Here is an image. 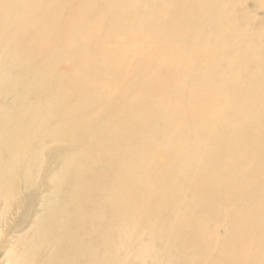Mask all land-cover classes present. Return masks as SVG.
Here are the masks:
<instances>
[{"label": "rangeland", "instance_id": "rangeland-1", "mask_svg": "<svg viewBox=\"0 0 264 264\" xmlns=\"http://www.w3.org/2000/svg\"><path fill=\"white\" fill-rule=\"evenodd\" d=\"M15 1L17 2V0H0V114L2 113L0 126L2 125L1 129L8 126L17 129L20 120L17 121L15 117L17 114L20 117L19 113L22 112V106L17 103H20L19 98L22 97L25 88H27L26 94L28 98L30 97L29 102L32 108H36L37 110H35L38 112L32 110L31 118L32 115L39 114L43 120L40 125H33L30 120L21 119L27 125L30 123L29 130L31 129V131L22 135L21 139H17L20 145H17L16 141L14 142L15 149H13L12 154L5 151L6 146L11 144L9 137H6V141L4 140L5 147L0 146V149L3 150V152L0 151V187H3L5 183L6 187L14 189L15 195L14 199L10 200V204L7 203V205L4 197L0 196V216L3 214L0 217V264H8L5 257L6 251L14 244L17 233L22 231V228H28L29 224L40 215L39 213H44L52 208L53 202L56 200L60 202L59 205L63 204L69 208V202L64 204L63 197L66 196L64 192H79V200L82 205L91 207L92 210L102 209L101 214L107 218H110L112 211L105 199L107 195L116 202L127 195L130 197V202L133 203V195L139 191V187L129 183L128 177L131 167L137 165L138 149H134L135 147L147 146L149 140H153L155 146H161L162 151L165 150L166 146H174L179 141L190 140L196 143H204L205 140L202 137L195 136L198 133L196 132L198 129L196 121L177 124L180 131L178 137L182 136L185 140L172 136L164 121L168 107L174 108L180 101H185L188 98L195 99V96L213 95L215 99L212 98L208 108L220 111L221 118H224L223 125L226 126L227 124L222 133L223 137L226 139L233 137L231 144L235 141L238 144L241 134L233 131V126L228 123L233 119L241 121L243 119L241 111H246L247 114L251 110L254 114L253 111L258 108V105L264 103V10H262L264 9V0H125L127 4L125 3L123 8L128 9L129 15L120 18L121 28L118 32L116 24H110L107 18L101 19L100 22L96 21L98 23L97 31L101 33V36L105 35L102 30L103 26L110 29V35L103 37L107 39L104 40L103 46L108 50L111 58L113 56L115 58L121 47L123 51L127 52V55L121 59L120 67H115L113 63L105 65L95 53L89 58L93 68L85 76L79 77V74L75 73L74 70L75 63L88 52V44L92 39L84 34L86 32L83 29L77 30V34L70 35L72 30L77 27L72 24L50 33L54 40L57 36H64V41L61 40V43L68 49V54L56 59V63L60 67L67 68V77H63L57 72L45 77L44 67L41 64V72L23 75L19 78L20 80L17 73L33 70L36 67L37 58L32 55L28 59L30 63L24 64V66L23 64L22 66H15L14 64L17 63V59L12 48L8 46V36L20 33L21 28L16 24L8 30L2 28L14 12L12 6ZM97 1L80 0L71 4V7L62 2L60 9L57 7L58 5L53 9L57 10L56 12H62L65 18L77 20L78 16L81 17L83 4H89L90 9L85 7L89 11L88 14L86 17L83 16L88 21L91 11L97 8ZM107 1L109 4L112 3L110 6L113 7L109 11H116L125 2ZM107 1L105 0V2ZM204 2L208 3L209 8L203 6L199 10L195 6ZM45 5L44 3L41 8H46ZM116 5L119 6L115 7ZM132 5L134 6L130 9ZM220 6L222 7L219 12L217 8ZM40 16L41 20L44 21L45 18ZM215 16L223 25V31L213 32L212 37H210L211 44L203 47L202 41L198 38L206 33L211 25H214ZM83 17L80 23L78 22L79 24L76 23V25L81 24L84 27L87 24ZM47 25L42 28L50 31L47 28L49 24ZM73 25L74 28H72ZM185 27H190V30L185 29ZM185 32L188 35H194L197 41L192 40L182 45L180 39L184 37ZM254 46L257 47L256 50H253ZM173 51H186L187 56L182 62L188 61L191 64L185 67L184 63L181 62L176 65L175 69L163 67V63L169 62L171 64L173 61V54H171ZM188 51L191 52L189 55ZM201 53H204L202 59H200ZM217 59L218 61L233 60V66H222L215 72L209 71L211 70L210 66L216 63ZM199 62L202 63L198 64ZM227 68H231L235 74L230 71L233 75L228 77ZM184 69L187 71V75L190 74L189 76L181 75ZM13 77L16 78L18 84H15V88L10 90L7 83ZM21 82H23V86L20 84ZM143 83L149 85L145 90ZM254 83L256 87L253 85ZM28 84L31 85L29 88L27 87ZM233 85H235L234 90L231 88ZM240 86H243L242 89ZM19 87H24V89ZM28 89L37 93L30 91V94ZM223 91H231L233 94H221ZM9 92L10 94H8ZM110 92H115L116 96L110 95ZM219 95H224L223 103L218 101ZM121 96L123 98H120ZM36 99L40 103L38 104L39 107L34 106L33 101H37ZM135 99H141V104L135 105ZM16 105L20 107L18 108ZM16 110L19 112L16 113ZM7 112L13 113L16 120L13 118L11 121L16 122H5L3 116ZM186 113V111L180 110L179 114L175 115V122L184 120L183 114ZM138 118L145 119L144 126H139V122L136 121ZM260 121L264 123V114L260 117ZM119 122L120 124L117 125ZM157 123H159L158 127ZM251 130L255 134L259 133L258 126H252ZM209 134L210 132H207V136ZM210 137L213 140L207 142L208 149L206 151L209 152L215 143L212 133ZM31 143H33L32 146ZM252 143L264 147V138L258 135ZM251 149V145L239 144V146L228 147V151L225 150L221 154H230L234 161L228 163L230 167H234L238 153L239 155L243 153L248 155L251 153ZM127 154L132 158V166L125 158ZM251 155L252 161L257 160V164L264 163L259 161L261 159L260 153ZM170 159L172 161L171 156ZM82 161H85L90 167L83 170ZM144 164L146 165L145 171H151L155 167L154 160L153 162L147 160ZM174 165L176 169L170 170L168 173L164 172V179L162 180L180 187L182 179L179 178V172L183 170L184 166L179 161L174 162ZM3 166L4 168H2ZM159 166L164 171L165 167L161 164ZM221 167H226L225 162L222 163ZM13 168L16 170L11 172ZM247 168L248 165L245 169ZM186 176H190V174L186 173ZM147 178L150 182L151 176L149 175ZM224 179L222 185L219 186L224 187V189L219 188L213 191L199 189L208 198L214 196L217 198L209 205L192 206V214L189 213L191 222H187L189 225L185 227V230H181L180 235L177 233L176 236L172 235L178 245L170 244L165 249L164 243L156 236V240L153 242L155 250L152 252L153 254L158 252L160 256L156 264H166L168 260H171L173 264H226V262L222 263L223 255L227 261L230 259L228 258L230 254L236 256L238 260H240L239 257H242L241 264H264V173L257 176V188H253L256 189L253 195L242 197V199L239 198L244 191L242 187H248L250 178L247 177L246 180H249L244 185L240 183L235 195L228 193L226 184L229 185V182ZM117 182L122 185L124 183L129 184L120 188V191L113 192V187L119 185ZM149 187L151 188L149 191H153L154 187H151L150 184ZM111 192H113V196L110 195ZM188 198L190 199L189 195ZM148 201L154 210L156 201L154 199ZM4 208L7 209L6 212H2ZM184 209L185 206L179 205L177 202L174 205H168L164 210H154L152 213L142 214L140 221L143 223L147 221L149 226L152 224V227H144L143 229L141 226H134L133 236L129 239L130 252L134 254L135 250L138 251L137 246L147 243L152 230L159 228L158 224L154 222L155 219L152 218H158V221L160 219L163 222V227L167 223L170 224V220L180 223L182 220L181 212ZM118 211L122 214V209H118ZM246 220H252L254 223L248 225ZM102 223L100 222V225ZM122 237L120 234H113L112 243L115 245L114 248L119 250L121 255H124L120 245V242L123 241ZM161 250L167 251L164 256H161ZM123 262L124 264H138V261L133 257ZM232 263L240 264L230 259L228 264Z\"/></svg>", "mask_w": 264, "mask_h": 264}, {"label": "bare ground", "instance_id": "bare-ground-1", "mask_svg": "<svg viewBox=\"0 0 264 264\" xmlns=\"http://www.w3.org/2000/svg\"><path fill=\"white\" fill-rule=\"evenodd\" d=\"M48 1L49 2H47L46 0H17V2L15 1V3L12 6V8L14 9V12L11 14V16L9 18L10 20L3 24V28H2L3 30H6V29L8 30V28H10L11 26H13L15 24L21 28V32L19 31L20 33H15V34L8 36V38H9L8 46H10L12 48L14 54L16 55V59H17V63L14 61L15 66H22V64L24 66V64H29L30 61L28 59L31 58L32 55H35L37 58V60L35 61L36 67L33 70H24V71H21L18 73L16 72L17 75H19L18 79L21 78V76H23V75L37 74V73L41 72V66H40L41 64L44 67L43 71H44L45 77H48L53 72H57V73L61 74L63 77H67V74H68L67 68L66 67H60L56 63V59H58L60 57H64L68 54V52H67L68 49L66 47H64V45L61 43V40H63L64 36L63 35L57 36L54 40L51 38L50 33H52L51 31H54L58 28H66L67 26L72 25V24H75V26H77V27L74 28V25L72 26V28H74V29L72 30L70 35L77 34L78 33L77 30L83 29L86 32L84 34H86L90 39H92L88 44V52L84 56H82V59H80L77 63H75L74 70H75V73L79 74V77L85 76V74L93 68L92 64H90L89 58L95 53H97V55L99 56V59L105 65L113 63L115 67H120L121 59L123 56L127 55V52L123 51V49L121 47V49L119 50V53L115 56V58H114V56L111 58V56L108 54V50L105 49L103 46L104 40H107L103 37L106 35L107 36L110 35V29L107 26H103L102 30H103L105 35L101 36V33H99L97 31V24L98 23L96 21L100 22L101 19L107 18L110 21V24H112V23L116 24V30L118 32V30L121 28V25L119 24L120 18L122 16L129 15L128 9L123 8V6L126 3L125 0H118V1H125V2H123L122 6L119 7L116 11L115 10L109 11L110 8H113L110 6V5H112V3L109 4L107 0H106L107 2H105V0H102V1L98 0L97 1V3H98L97 8L95 10L91 11L88 21L83 16L86 17V14H88V12H89V11H87V9L91 8V6L89 4H87V5L83 4V7L81 9V15H80L81 17L80 18L78 16L77 20H74V18H73V20H71L69 18H65L63 16L62 12H56L57 10L55 11L53 8H55L56 5H58L57 7H59V9H60V6H62L61 5L62 2L67 4V6L70 5V7H71V4L77 3L80 0H48ZM44 3L46 4L45 5L46 8L44 7L45 9L43 8L44 9L43 10L41 7L44 5ZM233 3H234V1H233ZM74 5H76V4H74ZM118 6L119 5H116L115 7H118ZM133 6L134 5H132L130 7V9H132ZM195 6L200 10L201 7H203V6L208 7V3L204 2L201 4L195 5ZM188 7H190V6H188ZM221 7L222 6L217 8V11L220 12ZM67 8H69V7H67ZM52 9L56 13H54L52 11ZM262 10H264V9H262ZM130 14L132 15V13H130ZM40 15H42V17L45 18L44 21L41 20ZM74 15H72V16H74ZM236 16H238V15H236ZM82 17H83V19H85L84 22L87 21V24H85L84 27L81 26V24L79 26L76 25V23H78V22L80 23ZM232 17H234V15ZM122 21H124V20H122ZM213 23H214V25L213 26L211 25V27L208 28L207 32L200 35L198 38L202 41L201 44L203 47H207L208 45L211 44L210 43V37H212L211 34L213 32L217 31L219 33L221 31H223V28H222L223 25L217 20L216 16L214 18ZM47 24H49V27H47V28L50 29V31L42 28L43 26H45ZM101 24L104 25L105 23H101ZM232 26H233V24H232ZM185 29L190 30V27H185ZM235 29H236V27H235ZM251 30H253V29H251ZM167 31H168V29H167ZM119 32H121V31H119ZM230 33H232V32H230ZM186 34L187 33L185 32L184 37L180 39V41L182 42V45H184L187 42H190L192 40L197 41V39L195 38L194 35H188V34L186 35ZM227 37H229V36H227ZM6 38H7V36H6ZM263 38H264V36H263ZM223 41H224V39L222 37V42ZM215 43H216V41H215ZM212 44H213V42H212ZM179 47H180V45H179ZM214 47H216V46H214ZM260 47H258V48H260ZM256 48L257 47L254 46L253 50H256ZM247 49L249 50V47ZM190 53L191 52L188 51V55ZM55 54H57V55H55ZM171 54H173V58H172L173 61L171 62V64H169V62H165L162 64L163 67L165 66L168 69H175L176 65L181 63L182 61H184L185 57L187 56L186 51H173V52H171ZM203 54L204 53H201L200 59H202ZM51 58L53 59V61ZM216 61H217L216 63H213L210 66L211 70H209V71L215 72L217 69H219V67H222V66H233V62H234L233 60L218 61V59ZM182 63H184V62H182ZM201 63L202 62H199L198 64H201ZM189 64H191V63L186 61L183 65L185 67H187V66H189ZM11 67H13V66H11ZM180 69H181V67H180ZM140 70H141V68H140ZM226 70H227L226 73L229 72L228 77L235 74V71H232L231 68H227ZM230 71H232L233 74ZM186 72L187 71L184 69L183 72H181V75H184V77L189 76L190 74L187 75ZM3 74H4V71H3ZM11 79L9 80V82L7 81L8 82L7 87L10 90L15 88V86H16L15 84H18V81L16 80L15 77H13L12 80ZM23 80H24V78H23ZM252 82H254V81H252ZM22 83L23 82H21L20 84L22 85ZM35 83H34V85H35ZM39 84H40V81H39ZM142 85L144 87L143 88L144 90L147 87H149L148 83H143ZM253 85L255 86L256 84L254 83ZM30 86L28 84L27 87L29 88ZM2 87H4V86H2ZM242 87L243 86H240V89H242ZM255 87H253V88H255ZM22 88L24 89V87H22ZM22 88H20V89H22ZM32 88H33V86H32ZM35 88H34V90H35ZM231 88L234 90L235 85H233ZM26 89L27 88L24 89V92L21 91V92H23L22 97H20V98L18 97L20 99V101L18 100L20 103H17V104L18 105L20 104L22 106L21 107L22 112L20 111L21 113H19L20 117L18 114H17V117H15L17 119V121L20 120L17 129H14V128L12 129L8 125H6L8 127L4 126L5 128L1 129L2 125L0 126V129L3 131V133H2V131L0 130L1 131L0 133H2V134H0V146L5 145L6 137H9L11 140L10 141L11 144H8V145L6 144L7 146H6V150H5V151H8L9 154H12V152L14 151L13 149H15L14 142L16 141V144L18 143L17 145H20V143L17 142L18 141L17 139L18 138L21 139L22 135L28 133V131H31V129L29 130L30 123H29V125H27L26 122L24 121L25 122L24 123L21 119L30 120L33 125H40V123L43 120L42 116H40L39 114H35V112L38 113L36 111L37 109L35 108L36 109L35 110L32 108V106L29 102L30 97L28 98L27 94H26ZM16 90H17V88H16ZM34 90L31 89L30 91L34 93L35 92ZM27 91H29V89ZM30 91H29V93L31 94ZM10 92L8 94H10ZM4 93H5V91H4ZM35 93H37V92H35ZM229 93L233 94V92H231V91H223L221 94H229ZM110 95L116 96V93L110 92ZM250 96H252V95L250 94ZM120 98H123V96H121ZM212 98H213V95L212 96H205V97L195 96V99L188 98L185 101L182 100L174 108L168 107L167 113L164 117L165 118L164 121H165L168 129H170V134H172V136H177V137L180 135V131L177 128V124H182V123L187 124L190 121H193V122L196 121L197 127H198L196 132H198V133H196L195 136L202 137L205 140L204 143H196V142L190 141V140L184 141V142L179 141V143L174 144V146H172V145L166 146L165 150L162 151L163 148L161 146H158V145L155 146L153 140L152 141L149 140L147 143V146L142 145L140 148L139 147L134 148V149H138V152L136 155L137 165L131 167L128 179H129V183L134 184L137 187H139V191L137 193H135V195H133V197H134L133 203L130 202V200H129L130 197L127 195H124L123 198H120L118 202L110 199V197L107 195L105 197V199L109 203L110 209L112 208L111 216H110V218H107L106 216L101 214L102 209H93L92 210L91 207H88V206L86 207V206L82 205L80 200H79V196H80L79 192H77V191H75L73 193H65L64 192V195H66L65 197H63L64 201H65L64 204L69 202V205H70L69 208H67L63 204L59 205L60 202H58V200H56L53 202V207L49 208L44 213H39L40 215H38V217H36L31 222V224H29L28 228H22V231H19V233H17L16 239H15L12 247L11 248L9 247L8 251H6L5 257H6V261H8V264H124L123 261L126 262V260H128L130 257H133L134 259H136L138 261V264H156L160 259L158 252H157V254L152 253V252H154L153 250H155V248L153 246V242L156 240V236L159 237L161 239V241L164 243V245H165L164 247H166L165 249H167L170 244H174L175 246L178 245V242L175 241V237H172V235L176 236V233L178 235H180L181 230L182 229L185 230V227L189 225V224H187V222H191V219L189 217V213L192 214V211H191L192 206L194 207V205H195V206L201 207V206L209 205L210 202L215 201V199L217 198V196H214L212 198L211 197L208 198L206 196V194L201 193L199 191V189H207L209 191L210 190L211 191L218 190L219 188L224 189V187H219V186L222 185L223 179L225 178L224 180L229 182V185H227L225 183L228 193L231 195H235L238 192L240 183H243V185H244L245 182H248L249 179L248 180H246V179H247V177H249L250 180H249L248 187H246V186L242 187V189L244 191H243L242 195L239 196V198L242 199V197H251L253 195V192L256 190L253 188L256 187L257 176L259 174L264 173V163L263 164H257L256 163L257 160L252 161V155H251L254 153H260L261 159L259 161L264 162V147H259L256 144L252 143L253 140L257 139L258 135L261 138H264V123H262L260 121V117L263 116V114H264V110H263L264 103H260L258 105V108L255 109V111H253V112H255L254 114L251 112V110H249L247 112V114H246V111L245 112L241 111V115H243V119L241 121H237L236 119H233L230 123L227 122L228 124L233 126V131H236V132L241 134V138L238 139V140H240L238 142V144L236 143V141L233 144H231V142L233 141V137L226 139L222 135L224 129L227 127V124H226V126L223 125L224 118H221L220 111H217L218 109L217 110H211L208 108ZM246 98H247V96H246ZM43 99H45V98H43ZM213 99H215V98H213ZM256 99H257V97H256ZM224 100H225L224 95H219L218 101L223 103ZM134 101H135V105H137V103L141 104V102H142L141 99H135ZM33 103H34L35 107H39L38 104H40V103H38V100L33 101ZM12 104H13V102H12ZM240 105H243V104L240 103ZM0 107H1V104H0ZM16 107H18V106L16 105ZM6 110H7V108H6ZM11 110L13 111V109H11ZM32 110H35V112H33L35 115H32V118H31ZM180 110L187 112L186 114H183V118L185 121L180 120L176 123L175 122V115L179 114ZM16 111H17L16 113L19 112L18 110H16ZM40 111H42V109H40ZM3 113H4V111H3ZM3 118H4L5 122L7 123L11 120L13 121L14 116H13L12 112H7L4 114ZM15 118H14V120H16ZM132 119L135 120V118H132ZM1 121H2V119H1ZM12 121L10 123L16 122V121H14V122H12ZM58 121H60V120H58ZM136 121L139 122V126H141V127L144 126V124L146 122L144 118H138V119H136ZM67 122H68V120H67ZM0 123H2V122H0ZM6 123H4V124H6ZM119 124H120V122L117 125H119ZM157 124H158L157 125V127H158L159 123H157ZM15 125H16V123H15ZM254 125L258 126V130H259L258 134L253 133L251 130V127ZM151 126H152V124H151ZM145 131H146V128H145ZM207 132H210V134L212 133L214 135V140H215L213 147H211V149H209L210 152L206 151L208 149L207 142H208V140H210V141L213 140V138L210 137V134L207 136ZM33 138H35V136H33ZM178 138L184 139L182 136H180ZM13 139H15V140H13ZM22 144H23V142H22ZM209 144H211V143H209ZM239 144L240 145H247V146L251 145L252 146L251 153L248 155H246L245 153L239 155V153H238L237 158L235 160L236 166L230 167L229 166L230 164L228 162H232V161H234V159L232 158V156L230 154L222 155L221 153L223 151L227 150L228 147H231L234 145L239 146ZM32 145H33V143H31V146ZM25 146L27 147V145H25ZM111 147H113V146H111ZM0 151L3 152V150H1V149H0ZM214 153H215V155H214ZM170 156L172 158V161L170 159ZM125 158L129 162V164L132 166V158L128 154L125 156ZM147 160L152 161V162L154 160L155 167H154V169H151V171H145L146 165L144 163ZM178 161L182 162L183 166H184L183 170L179 172V178L182 179L180 187H177V185H172V184L167 183L164 180H162V179H164V172L168 173L170 170L176 169L174 162H178ZM223 162H225V164H226L225 168H222L225 165H223L221 167ZM81 164H83V165H81V167H83L82 168L83 170L86 169V167H90L85 161H82ZM159 164H161L163 167H165L164 171L159 166ZM232 164H234V163H232ZM247 165H248V168L245 169V167H247ZM2 168H4V166ZM15 170H16V168H13V170L11 172H13ZM186 173H189L190 176H186ZM149 175L151 176L150 182L147 178ZM6 176L8 178V175H6ZM4 178H6V177H4ZM5 181H6V179H5ZM155 182H157L156 185H155ZM117 183L119 185H115L113 187V192L120 191V188L126 187L129 184V183H124L122 185L119 182H117ZM149 184L151 187H154L153 191H149L151 189L149 187ZM0 191H2L0 193V196H3L5 201H7L6 205H7V203L10 204V200H13L14 196H15L14 195V189L11 187H6V185L4 183L3 187H0ZM113 192H111L110 195L113 196ZM181 195H183V196H181ZM188 195H189L190 199L188 198ZM53 197H55V196H53ZM150 199H154L156 201L155 206H154L155 211L164 210L168 205H170V204L174 205L177 202L179 203V205L185 206V209L181 212L182 220L180 223L170 220V224L167 223L166 226L163 227L162 226L163 222L160 219L158 221V218L157 219L152 218V219H155L154 222L158 224L159 228H157V230H152L153 232H152L151 236L147 239L148 240V241H146L147 243H143V244L137 246V248H139V250L138 251L135 250L134 254H133L130 252L131 244H129V239L133 236V232L135 230L134 226H136V227L141 226V227H143V229H144V227H150V228L152 227V224L149 226L147 221H145L144 223L142 221H140L142 214L144 215L146 213L154 212V210L150 207V204L148 201ZM152 204H154V202H152ZM118 209H122V214L119 213ZM6 211H7L6 208L2 209V212H6ZM159 213H162V212H159ZM0 214H1V211H0ZM114 221H116V222H114ZM100 222H103L102 223L103 226L100 225ZM105 223H106V226H104ZM253 223L254 222L252 220H246V224H248V225H252ZM2 224H3V222H2ZM235 233H236V231H235ZM113 234H120L121 236H123L122 237L123 241L120 242V245L123 248L124 255H121L120 251L117 250L116 248H114L115 245H114V243H112ZM183 234H185V233H183ZM197 235H198V233H197ZM192 239H194V238H192ZM198 239H199V237H198ZM160 252L162 254L161 256H164L167 251L161 250ZM223 257L224 258H223L222 263L226 262V264H228L230 262V259H231V261H233L235 263L239 262L241 264L242 259H243L242 257H239L240 260H238L236 258V256H231V254H230V257L228 255V258H230V259L227 261H225L227 258L225 259L224 255H223ZM166 264H173V263H171V260H168V262Z\"/></svg>", "mask_w": 264, "mask_h": 264}]
</instances>
